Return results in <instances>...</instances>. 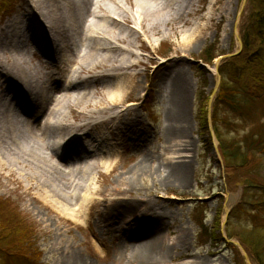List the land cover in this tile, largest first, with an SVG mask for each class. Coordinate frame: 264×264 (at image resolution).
Wrapping results in <instances>:
<instances>
[{"label": "rangeland", "instance_id": "obj_1", "mask_svg": "<svg viewBox=\"0 0 264 264\" xmlns=\"http://www.w3.org/2000/svg\"><path fill=\"white\" fill-rule=\"evenodd\" d=\"M14 1L15 5L9 8L7 14V11L0 13V29L7 21L19 17L25 9L26 0ZM207 1H195L194 9L203 6L204 11L207 10ZM226 1L221 2L220 12L207 23L204 36L185 53L178 48L173 36L151 40L144 44L143 51L137 50L144 59L157 63L183 55L184 64L178 69L150 66L117 72L118 80L134 79L138 83V87L133 89L114 88L110 72L66 69L62 74L53 75L54 71L50 70L54 69L35 66L28 70L29 81L18 88H12L5 83L8 79L2 69L9 65L0 50V105L15 96L18 102L28 100L36 108L40 94L50 88L55 92L52 95L54 100L68 98L78 115L84 114L87 117L69 116L73 125L88 121L87 128L73 134L74 137L82 135L81 137L87 138L86 141L78 139L73 142L75 147L83 145L86 148L80 154L82 167L101 157L97 137H104L103 133L106 132L112 133V129L92 128L100 118L93 113L92 108L98 105L104 95L113 96L110 102L117 105L114 109L117 113L113 114L121 116L114 133L116 139L113 140L118 149L111 167L114 171L101 169L99 174H90V170L84 168L86 174L82 176L81 183L87 187L91 185L92 188L124 183L125 188L127 186V193L123 197L125 201L134 199L141 206V201L143 204L151 203L157 214L162 213L166 222L160 228L162 233L158 243L168 252L162 264H234L233 250L225 246V241L221 242L218 236L226 239V233H230L232 241L236 242V235L245 233L246 229L249 230L247 236L251 234V240L258 249L264 247V211H257L250 205L255 197L261 200L263 198L260 187L264 185V154L247 151L245 146V137L251 132L257 134L264 126V102L251 103L238 99L241 114L232 112L225 106L217 107L216 127L221 138L230 144L235 143L241 153L234 167L226 168L218 150L213 147L205 148L197 134L196 92L200 79V75L194 73V68L199 67L197 58L208 46L224 53L213 62L214 65L220 67L231 58L229 55L240 48L242 28L249 15L248 0H228V5L225 4ZM197 18L198 15L191 18L193 23L197 22ZM3 53L8 55L5 51ZM45 58L47 60L48 57ZM205 69V93L208 94L206 111L211 113L220 86V76L212 67ZM66 72L69 79L74 75V82L71 86L61 88V79ZM106 73L111 75L103 77ZM179 76L186 79L187 93L182 102L184 122L176 125L172 123L175 117L172 106L179 105L175 99L173 101L174 92L178 90L176 82ZM53 80L57 82L54 83ZM83 95H88L92 105L82 102ZM113 114L104 112L102 116ZM175 129L182 131L180 138L175 136ZM214 138L212 146L214 144L217 147L218 141ZM90 151H94L95 157ZM64 158V162H61L56 161L53 156L50 161L62 171L71 170L74 157L67 152ZM143 159L147 160L143 170H135ZM45 169L47 170L46 167ZM175 170L184 175L183 181L175 179ZM30 173L37 177L42 174L38 168L31 169L29 165L9 166L5 163L3 167L0 166V201L33 230L34 244L40 255L39 264H57L59 256L69 249L82 256L87 264H129L127 260L132 256L131 243L133 240H142L145 235V230L139 229L142 220H132L128 214L111 220L114 215L110 217V213L107 216L102 213L100 217L95 213L83 226L71 224L69 227H62L56 219L51 222L42 220L29 206L28 198L22 194L26 186L35 185V182H30ZM248 181L252 183L253 189L246 188L244 183ZM227 198L232 200V212L224 223L223 210ZM197 209L202 210V225L211 238L203 245H199L197 241L200 228L193 220ZM254 227L259 229L254 232L251 230ZM238 253L240 255V251ZM250 263L253 264L251 260ZM0 264L31 263L12 256L8 259L0 257ZM242 264H246L243 258Z\"/></svg>", "mask_w": 264, "mask_h": 264}, {"label": "bare ground", "instance_id": "obj_2", "mask_svg": "<svg viewBox=\"0 0 264 264\" xmlns=\"http://www.w3.org/2000/svg\"><path fill=\"white\" fill-rule=\"evenodd\" d=\"M195 1L204 0H26L22 14L7 21L0 29V50L9 65L2 69L8 79L5 83L12 88L20 87L29 81L28 70L35 66L54 69L50 70L54 71L53 75L62 74L66 69L101 70L112 73H106L103 77L113 76L110 79H114V88L138 87L134 79L118 80L117 72L150 66L178 69L184 64V56L176 55L173 59L157 63L144 59L137 50L143 51L144 44L151 40L173 36L178 48L185 53L204 36L207 23L220 12V4L224 0H208L205 11L203 6L194 9ZM228 3L227 0L225 4ZM195 15L198 18L193 23L191 18ZM4 51L8 53L7 56ZM45 57L49 60H45ZM66 76L67 72L61 79V88L74 82V75L71 79ZM176 83L178 90L174 92L173 101L175 99L179 105L172 106L175 116L172 123L178 125L184 122L182 102L187 93V82L183 76H179ZM51 90L48 88L40 94L36 108L28 100L18 102L15 96L0 105V166L3 167L5 163L9 166L22 164L39 169L42 173L40 177L30 173V182H35V185L26 186L22 194L42 220L51 222L56 219L62 227L71 224L83 226L95 213L98 217L102 213L106 216L110 213V217L114 215L111 220L127 214L132 220H142L139 229L145 230V235L140 241L133 240L132 256L127 262L162 264L168 253L158 243L162 233L160 228L166 222L164 215L157 214L151 203L143 204L141 201V206L134 199L125 201L123 197L127 193V186L125 188L124 183L97 188L81 183L82 176L86 174L84 168H88L90 174H99L101 169L114 171L111 167L118 149L113 140L116 139L114 133L121 116L113 114L117 113L114 110L117 105L110 102L113 96L104 95L92 108L93 113L100 117L92 128L112 129V133L106 132L103 133L104 137H97L100 139L97 147L102 155L82 167L80 154L86 148L83 145L75 147L73 142L78 139L86 141L87 138L82 135L74 137L73 134L87 128L88 121L71 124L69 116L78 113L68 98L54 100L52 95L55 92ZM82 102L92 105L88 95H83ZM104 112L113 115L104 117ZM78 116L87 118L84 114ZM175 131V136L180 138L182 131ZM67 152L74 157L72 169L62 171L50 158L54 156L56 161L64 162ZM89 153L95 157L94 151ZM146 161L143 159L135 170H143ZM173 172L177 181L184 180V175L179 171ZM231 206L232 200L227 198L225 212ZM57 264L87 263L82 256L69 249L59 256Z\"/></svg>", "mask_w": 264, "mask_h": 264}, {"label": "trees", "instance_id": "obj_3", "mask_svg": "<svg viewBox=\"0 0 264 264\" xmlns=\"http://www.w3.org/2000/svg\"><path fill=\"white\" fill-rule=\"evenodd\" d=\"M10 4V0H1L0 13L7 10L11 6ZM248 5L249 15L241 32L242 50L236 56L226 60L218 68L220 86L215 95L211 112V124L218 141L219 153L226 168L234 167L241 153L235 143L230 144L221 138L216 127L217 107L219 105L225 106L230 111L241 114V104L238 102V99L242 98L244 99L243 101L246 100L251 103L264 102V0H248ZM223 55L224 53L218 51L215 47L208 46L202 50L197 59L202 64L211 66L214 59ZM204 70L205 68L202 66L194 68L195 75L197 73L200 75L198 76L200 79L198 80L199 86L196 94L195 118L198 136L201 137L200 139L205 148L212 149L207 123L206 105L208 94L205 93L207 81L204 79ZM243 104L245 105V102ZM245 140L247 151H256L264 154V126L257 134L251 132L245 137ZM244 184L246 188L253 189L251 182L248 181ZM260 189L262 190V200L255 197L250 205L257 211H264V185ZM197 210H194L196 215L193 217V220L200 228L197 241L199 245H203L209 239L211 240V238L207 229L202 225L204 219L202 210ZM0 224V257L8 259L15 256L33 264H39L40 255L38 249L35 248V237L32 235L33 230L25 222H22L21 219H18L13 210H8L1 201ZM257 229L259 228L254 227L251 230L255 232ZM248 231L246 229L245 233L240 232V235H236L237 239L253 264H264V247L258 249L259 247L251 240V234L247 236ZM226 235L228 239L233 237L230 233H226ZM218 237L221 242H224L221 236ZM218 237L213 239V241L217 240ZM3 243H6V245L4 246ZM227 246L233 250L234 264H242V258L237 249L231 244ZM236 258H238L237 262Z\"/></svg>", "mask_w": 264, "mask_h": 264}]
</instances>
